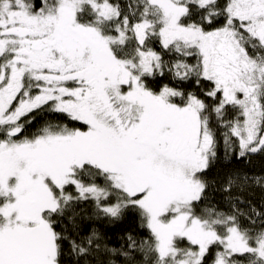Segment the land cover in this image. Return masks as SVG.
<instances>
[{
	"label": "snow or ice",
	"instance_id": "obj_1",
	"mask_svg": "<svg viewBox=\"0 0 264 264\" xmlns=\"http://www.w3.org/2000/svg\"><path fill=\"white\" fill-rule=\"evenodd\" d=\"M0 264H264V0H0Z\"/></svg>",
	"mask_w": 264,
	"mask_h": 264
},
{
	"label": "trees",
	"instance_id": "obj_2",
	"mask_svg": "<svg viewBox=\"0 0 264 264\" xmlns=\"http://www.w3.org/2000/svg\"><path fill=\"white\" fill-rule=\"evenodd\" d=\"M258 170V166L260 161L255 162ZM229 167H237L235 164H230L229 160L224 158L223 153L221 152V158L217 164V166L210 173L211 176H216L218 174H222ZM123 226H117L116 228L109 229V234L115 237V234L118 233ZM115 242V239L113 240Z\"/></svg>",
	"mask_w": 264,
	"mask_h": 264
}]
</instances>
